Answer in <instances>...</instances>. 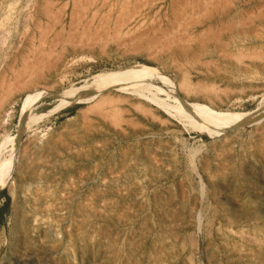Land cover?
Returning a JSON list of instances; mask_svg holds the SVG:
<instances>
[{
    "label": "rangeland",
    "instance_id": "1",
    "mask_svg": "<svg viewBox=\"0 0 264 264\" xmlns=\"http://www.w3.org/2000/svg\"><path fill=\"white\" fill-rule=\"evenodd\" d=\"M235 1L0 0V157L18 156L0 191V264H264V68L249 67H264V26L243 48L170 53L173 39L205 38L208 10ZM132 65L152 70L160 101L98 82ZM159 76L186 102L249 118L205 132ZM84 202L93 215L77 212Z\"/></svg>",
    "mask_w": 264,
    "mask_h": 264
},
{
    "label": "bare ground",
    "instance_id": "2",
    "mask_svg": "<svg viewBox=\"0 0 264 264\" xmlns=\"http://www.w3.org/2000/svg\"><path fill=\"white\" fill-rule=\"evenodd\" d=\"M204 1V0H203ZM169 3V2H168ZM174 4V2H172ZM176 3V1H175ZM193 3V2H192ZM200 3V2H199ZM198 3V6L201 5L204 2H201V4ZM212 3V2H210ZM172 4V5H173ZM178 4V3H177ZM175 4V7L176 5ZM183 4V3H182ZM209 4V3H208ZM214 4V3H213ZM90 5V4H89ZM190 5V4H189ZM187 5V6H189ZM211 5V4H210ZM220 5V4H219ZM88 6V5H87ZM174 6V5H173ZM202 6V5H201ZM204 6V5H203ZM221 6V5H220ZM219 6V7H220ZM183 7V6H182ZM191 7V6H190ZM240 7V8H239ZM178 8V7H177ZM176 8V9H177ZM180 8V7H179ZM185 8V7H184ZM206 8V7H205ZM192 6V10H193ZM200 9V8H199ZM203 9V8H202ZM47 10V9H46ZM181 11V9H179ZM190 10V9H189ZM196 10V9H195ZM204 10V9H203ZM206 10V9H205ZM179 11V12H180ZM184 10H182V13ZM188 11V10H187ZM191 11V10H190ZM207 11V10H206ZM203 12V11H202ZM83 15V12H81ZM178 12L172 8V14L173 16H176ZM181 13V14H182ZM188 13V12H186ZM192 13H195L192 11ZM191 13V14H192ZM205 13V12H204ZM203 13V14H204ZM227 13H232L227 14ZM76 14V13H75ZM79 14V13H78ZM171 14V15H172ZM199 14V13H198ZM197 15V14H196ZM227 15H230V17H227ZM79 16V15H77ZM188 16V15H187ZM75 17V16H74ZM80 17V16H79ZM192 17V16H191ZM73 18V17H72ZM78 18V17H76ZM174 18V17H172ZM204 18V17H203ZM206 19L202 23L201 29L206 32V35H204L205 38H200V36H195L194 34L191 38L185 37L184 39L179 41L181 38H177L176 40L173 39L170 41L172 44L170 48L171 55H175L178 58L181 59H190L196 56L197 52L201 53L203 51L205 52H211L212 54L217 51H223L226 47V45H232L234 49L236 47H242V45L245 44V42L249 45L253 43V40L250 38V35L255 33V31H258L260 27L264 26V0H240L235 1L232 3V5L227 9L225 8H212V10H208V15L205 17ZM79 19V18H78ZM171 19V18H170ZM181 19V18H180ZM73 20V19H72ZM77 20V19H76ZM73 20V21H76ZM172 21V20H171ZM170 21V22H171ZM181 21V20H180ZM77 22V21H76ZM173 22V21H172ZM171 22V23H172ZM175 22V21H174ZM75 23V22H74ZM176 23V22H175ZM72 24V23H71ZM173 24V23H172ZM180 25V24H179ZM216 27V28H215ZM215 28V29H213ZM74 29V28H73ZM178 29V28H177ZM182 29V27H181ZM75 30V29H74ZM180 30V29H179ZM178 30V31H179ZM177 31V30H176ZM174 36H182L177 33ZM201 31V30H200ZM181 32H184L182 30ZM180 32V33H181ZM259 33V31H258ZM220 34H227L228 43L219 40ZM257 34V32H256ZM255 34V35H256ZM172 34L170 36H173ZM254 35V34H253ZM260 35V34H257ZM173 36V38H175ZM259 37V36H258ZM73 38V37H72ZM224 38V37H223ZM167 39H169L167 37ZM257 39V38H256ZM171 40V39H170ZM166 41V37H165ZM184 41V42H182ZM212 41L214 45H211L212 48L208 49L209 47H206L205 45ZM227 41V40H226ZM166 43V42H165ZM169 43V42H168ZM195 43V48H193L192 44ZM257 43V42H256ZM259 44V43H258ZM169 45V44H168ZM264 45V44H263ZM170 46V45H169ZM231 47V46H230ZM231 47V49H232ZM247 47V46H245ZM254 47V46H253ZM243 48V47H242ZM167 49V48H166ZM252 50V49H251ZM257 50H260L259 47H257ZM237 51V50H236ZM255 51V50H254ZM230 52V51H228ZM239 52V50H238ZM253 52V50L251 51ZM259 52V51H258ZM200 53V54H201ZM210 53V54H211ZM240 53V52H239ZM237 55H240L236 53ZM203 55V53H202ZM224 55V54H223ZM230 55V53H229ZM254 56V55H253ZM258 56V54H257ZM242 57V56H241ZM250 57V56H248ZM247 57V58H248ZM255 57V56H254ZM231 58V57H230ZM246 58V55L245 57ZM224 59V58H223ZM232 59V58H231ZM250 59H252L250 57ZM254 59V58H253ZM257 59V58H256ZM229 60V58H228ZM241 60V58H240ZM260 60V59H259ZM208 62V61H207ZM212 62V61H211ZM229 63V62H228ZM263 63V62H262ZM233 68H240V66H228ZM247 68L246 66H244ZM251 69H254L253 72H257L259 69L264 68L263 66H249ZM241 72V71H240ZM262 72V71H261ZM248 73V72H247ZM264 73V72H262ZM261 73V74H262ZM245 74V73H243ZM250 74V73H249ZM260 74V73H259ZM152 70L150 69H144L139 68L137 65H132L125 68H119L117 70L108 71L103 76L99 77L98 82H100V85L102 84V88L104 87H110L115 88L116 90H122V92L130 93L131 95L146 98L149 99L150 102L155 103L160 101V99L157 97L156 90L152 87L150 83V79L152 76ZM240 75V74H239ZM242 75V74H241ZM247 77V74H245ZM256 75V73H255ZM253 76V75H252ZM251 76V77H252ZM230 77V76H229ZM244 77V79H245ZM255 78V77H254ZM159 79L162 83V85L167 88L169 93L171 94L173 100L180 103L181 110L185 112L187 117L191 120H193L195 123L199 124V126L205 131L209 132L211 134H218L220 132H223L224 130L231 128L230 126L232 124H239L244 123L249 118V113H228L221 110H215L207 106L206 104L199 102L198 99L196 101L192 102H186L183 99L177 97L175 89L162 77L159 76ZM232 79V78H231ZM99 85V86H100ZM38 98L40 95H37ZM32 97L26 98L21 106L20 112L18 114L17 118V127H18V134L20 135L23 131L24 122L27 118L28 111L30 109V102ZM33 102V101H32ZM263 132V131H262ZM233 135V133H232ZM32 138V137H31ZM261 139V138H260ZM227 141V140H226ZM36 144V143H35ZM41 144V143H40ZM77 144V143H76ZM221 144V143H220ZM235 144V143H234ZM93 146V145H92ZM225 146V145H224ZM245 146V145H244ZM68 147V146H67ZM73 147V146H72ZM48 149V148H47ZM50 149V148H49ZM26 150V149H25ZM237 151V150H236ZM34 152V151H33ZM23 155V154H22ZM145 156V155H144ZM18 157V156H17ZM16 157V160H17ZM123 157V156H122ZM158 157V156H157ZM29 158V157H28ZM146 158V156H145ZM151 158V156H150ZM142 159V158H141ZM16 160L14 162L6 160L3 156L0 157V191L5 189L8 192H10L9 184L10 177L12 173L14 172V169L16 167ZM24 160V159H23ZM122 160V159H121ZM37 161V160H36ZM42 162V161H41ZM80 162V161H79ZM128 162V161H127ZM137 162V161H136ZM146 163V162H145ZM20 164V163H19ZM26 164V163H25ZM43 164V163H42ZM119 164V163H118ZM163 164V163H162ZM144 165V164H143ZM122 166V165H121ZM26 167V166H24ZM32 167V166H31ZM124 167V166H122ZM134 168V166H133ZM206 168V167H205ZM25 169V168H24ZM23 169V170H24ZM137 175L139 178L140 185L143 184V178L144 176V168L141 166H137ZM204 169V168H203ZM94 170V169H93ZM111 170V169H110ZM136 170V169H135ZM155 172V171H154ZM25 174V173H24ZM21 175V174H20ZM41 175V174H40ZM147 175V174H145ZM17 176V175H16ZM36 176V175H35ZM158 177V176H157ZM110 178V177H109ZM74 179V178H73ZM34 180V179H33ZM122 180V179H121ZM146 180V179H145ZM108 181V180H107ZM146 182V181H145ZM12 184V183H11ZM72 184V183H71ZM102 184V183H101ZM113 184V183H112ZM13 185V184H12ZM26 185V184H25ZM37 186V185H36ZM54 186V185H53ZM180 186V184H179ZM129 187V186H128ZM90 188V187H89ZM142 188V187H141ZM155 190V189H154ZM181 192V191H180ZM58 193V192H57ZM133 193V192H132ZM84 194V193H83ZM133 200L137 204L141 202L140 191H137L133 194ZM40 196V195H39ZM53 196V195H52ZM64 196V195H63ZM12 197V196H11ZM115 197V196H114ZM185 197V196H184ZM85 198V197H84ZM168 200V199H167ZM195 200V199H194ZM85 201V200H84ZM167 202V201H166ZM26 203V202H25ZM51 204V203H50ZM38 205V204H37ZM153 205V204H152ZM36 206V205H35ZM65 206V205H64ZM100 208V207H99ZM137 209V208H136ZM13 210L15 211V205H13ZM135 210V209H134ZM144 210V209H143ZM13 211V213H15ZM70 211V210H69ZM81 215H93V212H91V205L89 202H84L81 204V206L78 208V211ZM96 212V211H95ZM126 217H128L131 212L128 209H125ZM133 212V211H132ZM135 212V211H134ZM228 212V211H227ZM12 213V214H13ZM226 213V212H225ZM133 215V214H132ZM14 216V215H13ZM131 216V215H130ZM230 217V216H229ZM72 219V218H71ZM103 220V219H102ZM140 220V219H139ZM143 220V219H142ZM88 223V222H86ZM178 223V222H177ZM93 224V223H92ZM162 224V223H161ZM86 225V224H85ZM101 225V224H100ZM97 226V225H96ZM104 226V225H103ZM137 227V226H136ZM175 227V226H174ZM105 228V227H104ZM110 228V227H109ZM159 228V227H158ZM131 229V228H130ZM148 229V228H147ZM173 229V219L169 216L166 218L164 223V229L163 233L166 234V236H170L172 234ZM139 230V228H138ZM143 230V229H142ZM50 231V230H49ZM96 231V230H95ZM146 231V230H145ZM148 231V230H147ZM74 232V231H73ZM136 232V231H135ZM102 233V232H101ZM118 234V233H117ZM114 235V233H113ZM183 235V234H182ZM134 236V235H133ZM152 236V235H151ZM150 236V237H151ZM123 237V236H122ZM121 237V239H122ZM138 237V236H137ZM60 239V238H59ZM109 239V238H108ZM126 240V239H125ZM124 240V242H125ZM176 240V239H175ZM132 241V240H131ZM173 241V240H172ZM127 242V240H126ZM134 242V241H133ZM120 243V242H119ZM111 245V244H110ZM120 245V244H119ZM153 246V245H152ZM96 247V246H95ZM107 248V247H106ZM62 249V248H61ZM117 249V248H116ZM115 249V250H116ZM136 249V248H135ZM237 249V248H236ZM228 250V249H227ZM47 251V250H46ZM112 251V250H111ZM134 251V244L128 243L127 246V253L131 254ZM160 251V250H159ZM120 252V251H119ZM110 253V252H109ZM135 253V252H133ZM68 254V253H67ZM114 258H118V254L116 252H113ZM157 255V254H156ZM238 256V255H237ZM208 257V256H207ZM241 257V256H240ZM173 259V258H172ZM247 259V258H246ZM238 260V259H237ZM134 261V260H133ZM138 261V260H137ZM253 261V259H252ZM148 263V262H147ZM182 263V262H181ZM122 264H127L126 260H122ZM132 264V263H131Z\"/></svg>",
    "mask_w": 264,
    "mask_h": 264
},
{
    "label": "trees",
    "instance_id": "3",
    "mask_svg": "<svg viewBox=\"0 0 264 264\" xmlns=\"http://www.w3.org/2000/svg\"><path fill=\"white\" fill-rule=\"evenodd\" d=\"M5 200H6V203L7 201L9 200L8 196H4ZM4 209V205L0 208V212H2V210Z\"/></svg>",
    "mask_w": 264,
    "mask_h": 264
}]
</instances>
